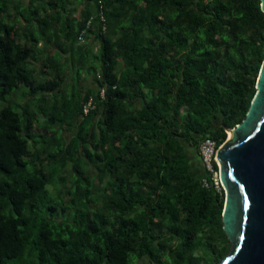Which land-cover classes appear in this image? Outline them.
I'll return each instance as SVG.
<instances>
[{
  "label": "trees",
  "instance_id": "trees-1",
  "mask_svg": "<svg viewBox=\"0 0 264 264\" xmlns=\"http://www.w3.org/2000/svg\"><path fill=\"white\" fill-rule=\"evenodd\" d=\"M88 19L105 97L71 99L63 76L41 80L29 61L83 51ZM263 59L260 0H0V264L218 263L225 193L192 175L185 143L226 140Z\"/></svg>",
  "mask_w": 264,
  "mask_h": 264
},
{
  "label": "water",
  "instance_id": "water-1",
  "mask_svg": "<svg viewBox=\"0 0 264 264\" xmlns=\"http://www.w3.org/2000/svg\"><path fill=\"white\" fill-rule=\"evenodd\" d=\"M261 9L264 12V0ZM256 94L217 151L225 193L223 231L232 242L218 264H264V59Z\"/></svg>",
  "mask_w": 264,
  "mask_h": 264
},
{
  "label": "crops",
  "instance_id": "crops-1",
  "mask_svg": "<svg viewBox=\"0 0 264 264\" xmlns=\"http://www.w3.org/2000/svg\"><path fill=\"white\" fill-rule=\"evenodd\" d=\"M82 9V5L79 6L78 9H76L75 6H72L70 12L73 13L75 17H79ZM86 42L87 43L83 45V51L77 50V46H79L78 44L75 45L74 50L64 51L59 47L49 46L41 55V60L29 61L30 66L36 71L37 74H39V78L41 80H45V78L47 77L53 78L55 76H63L65 82L62 85V88L66 90L65 92L68 98L72 99L74 98V95H78L80 94V92L87 91L89 89L98 91L99 84L97 78L95 77V74L92 71L90 72V69H92L90 68V66H92L93 64H95L96 66L97 64L99 65V60L95 58V55L99 52L100 43L98 40L93 38H87ZM39 46H42L41 42ZM85 48L90 49L89 53L85 51ZM86 54H89V56H86ZM46 56H48V60L46 61V63H43L42 59L45 60ZM43 68H47V71L50 73L42 75L41 71ZM126 68L127 67L124 64L123 60L120 59L117 66V72L119 73V75H121L126 70ZM55 92L50 93L51 96H53ZM126 101L127 103L132 102L133 105L138 108L142 106V101L140 100L130 101L128 99ZM221 125L222 117L220 114H218V116H216V119L214 120V128H219ZM55 128L59 129L60 134H63L65 137L69 138L72 135L71 131L62 129V126H59L58 124L55 126ZM97 130L99 131V129ZM35 131L38 132V128L35 129ZM185 150L188 154V163L192 175L196 179L204 177L206 171L197 144H195L193 141H191L190 143H185Z\"/></svg>",
  "mask_w": 264,
  "mask_h": 264
},
{
  "label": "built area",
  "instance_id": "built-area-1",
  "mask_svg": "<svg viewBox=\"0 0 264 264\" xmlns=\"http://www.w3.org/2000/svg\"><path fill=\"white\" fill-rule=\"evenodd\" d=\"M101 2V1H99ZM100 15V22H101V28L103 32H106L107 25H106V17L103 13L102 6H100V11L98 13ZM92 20L88 19L86 22L85 27L80 31L78 35L77 42L79 44L86 43V40L88 38V35L90 34V29L92 28ZM99 94L102 98L105 97V88L100 87L99 88ZM95 107V102L93 97L89 98L87 102L83 105V112L84 114L89 113L91 109ZM218 140L213 136H206L204 137L198 144V149L204 164V168L206 171V174L204 177L201 178L202 184L208 188H214L218 192L224 191L220 175H219V159L217 157V151L219 147L222 144H218Z\"/></svg>",
  "mask_w": 264,
  "mask_h": 264
},
{
  "label": "rangeland",
  "instance_id": "rangeland-1",
  "mask_svg": "<svg viewBox=\"0 0 264 264\" xmlns=\"http://www.w3.org/2000/svg\"><path fill=\"white\" fill-rule=\"evenodd\" d=\"M98 63H99V65L97 64V67L98 66H100V61H98ZM100 68V67H99ZM61 95H63V94H61ZM61 95H59L58 96V101L59 102H63L64 100H65V96L63 95V96H61ZM24 100V96L21 94V93H19V95H18V97H17V101H23ZM6 104H8V101L7 100H5V99H0V109L2 108V107H4ZM227 138H228V133H227ZM226 138V139H227ZM223 144V143H222ZM229 241H230V239H229ZM231 248H232V242L230 241L229 243H227L226 244V246H225V248H224V251H223V255H227L228 253H229V251L231 250ZM224 256V257H225ZM223 259V258H222ZM222 259L218 262V263H220L221 261H222ZM147 258H142V259H139L138 261H137V264H147ZM218 263H216V264H218Z\"/></svg>",
  "mask_w": 264,
  "mask_h": 264
},
{
  "label": "bare ground",
  "instance_id": "bare-ground-1",
  "mask_svg": "<svg viewBox=\"0 0 264 264\" xmlns=\"http://www.w3.org/2000/svg\"><path fill=\"white\" fill-rule=\"evenodd\" d=\"M231 134H232V130H231V129H229V130H228V138H230V137H231Z\"/></svg>",
  "mask_w": 264,
  "mask_h": 264
},
{
  "label": "flooded vegetation",
  "instance_id": "flooded-vegetation-1",
  "mask_svg": "<svg viewBox=\"0 0 264 264\" xmlns=\"http://www.w3.org/2000/svg\"><path fill=\"white\" fill-rule=\"evenodd\" d=\"M198 144H199V143H198ZM198 144H197V145H198Z\"/></svg>",
  "mask_w": 264,
  "mask_h": 264
}]
</instances>
